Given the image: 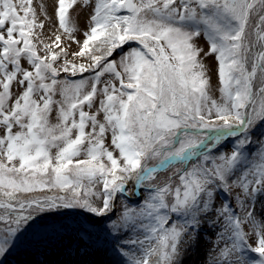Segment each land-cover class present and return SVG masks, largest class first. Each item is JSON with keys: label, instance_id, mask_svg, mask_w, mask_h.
Here are the masks:
<instances>
[{"label": "snow or ice", "instance_id": "obj_1", "mask_svg": "<svg viewBox=\"0 0 264 264\" xmlns=\"http://www.w3.org/2000/svg\"><path fill=\"white\" fill-rule=\"evenodd\" d=\"M77 5L90 9L83 41ZM53 15L0 0V264L66 210L107 218L115 243L82 226L41 234L38 250L66 254L62 264H107L94 257L109 251L126 264H184L206 232L204 264H264V140L245 154L264 125V0H55ZM139 188L143 205L111 219L117 196Z\"/></svg>", "mask_w": 264, "mask_h": 264}, {"label": "rangeland", "instance_id": "obj_2", "mask_svg": "<svg viewBox=\"0 0 264 264\" xmlns=\"http://www.w3.org/2000/svg\"><path fill=\"white\" fill-rule=\"evenodd\" d=\"M49 0H33V6L37 8L39 11V5L41 3H44L47 6V11L49 15H53L52 9L49 8ZM76 10L79 11L80 13H83L85 9H81L80 6H76ZM90 11V9H88ZM78 13L75 16V13L71 11V17L73 22L78 26L80 31L77 33H74L75 37L77 40L83 41L84 37L82 35V31L85 30V24L86 20H81L80 18H77ZM54 19V15H53ZM54 31V28L46 23L45 28L43 29L44 33V38L45 42L47 41V37L52 34ZM63 46V45H62ZM78 47L75 43L72 44V47L69 51H77ZM125 50H127V46H125ZM69 59H72L73 57L69 56ZM84 62V61H80ZM205 63L208 65L209 69V76L211 77V93L215 98H219V92L217 91L219 87V82H218V77L216 74V61L214 57L207 58L205 60ZM63 75V74H62ZM87 75V74H85ZM79 78V77H77ZM264 125H258L252 130V141L253 143L249 146V149L246 150V155H249V160H252L258 151V142L260 140H264ZM233 143V139L224 143L225 146H223L220 151L223 152H228L230 153L231 146ZM216 154V151L213 150V155ZM239 171V169H238ZM129 188L131 189V182L129 183ZM137 195L132 196V195H126V196H117L116 200V209L111 215V219H116L117 215L122 211V204H128L129 207H134V208H139L143 205V200L147 195V191L143 188L136 189ZM225 197L223 194L220 195V199L223 200ZM63 211V210H62ZM70 214L68 215H60L58 213H50L47 214V217L43 221H38L37 226L33 229L30 230L29 232L25 233L24 236L20 237L13 250L11 253L4 258L2 261V264H34L35 261L37 260H44L45 255L48 257L49 261L51 264H62V262H65L68 260V256L66 254H61L59 251L57 252H52L49 251L46 254H41L43 252V248L41 247L39 250L36 246V241L40 240L41 234L47 232L51 233L53 229L59 230L61 234L64 235H72L75 236V229L80 228L81 226L83 228L88 229L90 232L93 233L92 239L95 240L97 235H99L101 244L100 246L102 247H108L110 248L112 244L115 243V239L113 238L112 235H107V224L110 222L107 218H97V217H92L89 219L90 214H87L83 212L82 210H66ZM95 220H101L102 222L100 224H95ZM41 225H46L47 227H41ZM63 226H67L66 230ZM104 229V232H101V229ZM36 232L37 234H33ZM137 235L139 233L133 232L131 229H129L125 237L126 239H135L137 238ZM142 238V236H141ZM85 242H87V237L84 238ZM105 239L107 240V243L105 244L104 241ZM203 241L207 242L204 243L202 242L199 248H194L192 249L188 254L187 257L188 262L187 264H204L206 254L209 253L210 247L214 246L215 242V237L212 236L210 233L204 234L203 236ZM69 243L68 239L64 240V244L67 245ZM73 247H75V243H73ZM127 249L131 252H137V248L129 245L126 246ZM138 254V252H137ZM248 255L250 257H257V254L249 252ZM186 257V258H187ZM76 258L75 255L72 256V259ZM95 259H101L103 261H106L107 264H111L110 262L114 263H120V264H126L125 258L119 255H116L109 251L106 256L101 255L99 257H94ZM185 258V259H186ZM24 259V260H23ZM26 259V260H25ZM207 259L211 261V255H207ZM24 261V263H22Z\"/></svg>", "mask_w": 264, "mask_h": 264}, {"label": "bare ground", "instance_id": "obj_3", "mask_svg": "<svg viewBox=\"0 0 264 264\" xmlns=\"http://www.w3.org/2000/svg\"><path fill=\"white\" fill-rule=\"evenodd\" d=\"M48 3L50 4V5H49V8L52 9V11H53V5H54V3H55V0H49ZM77 6H79V5H77ZM76 9H77V8H74V9L70 10V14H71V11L75 13V16H76L78 13H80V12L77 11ZM88 12H89V10H88V9H85V11H84L83 13H80V14L78 15L77 18H80L81 20H85V19H87ZM74 259H75V258H74ZM188 259H189L188 257L185 259L184 264H187ZM23 260H24V259H23ZM25 260H26V259H25ZM22 263H24V261H22ZM110 263H111V264H120V263H114V262H110ZM7 264H8V263H7Z\"/></svg>", "mask_w": 264, "mask_h": 264}]
</instances>
